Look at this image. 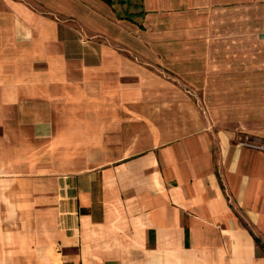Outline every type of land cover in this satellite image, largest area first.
<instances>
[{
	"label": "crops",
	"instance_id": "crops-1",
	"mask_svg": "<svg viewBox=\"0 0 264 264\" xmlns=\"http://www.w3.org/2000/svg\"><path fill=\"white\" fill-rule=\"evenodd\" d=\"M264 0H0V264H264Z\"/></svg>",
	"mask_w": 264,
	"mask_h": 264
},
{
	"label": "built area",
	"instance_id": "built-area-1",
	"mask_svg": "<svg viewBox=\"0 0 264 264\" xmlns=\"http://www.w3.org/2000/svg\"><path fill=\"white\" fill-rule=\"evenodd\" d=\"M244 145L251 147V148H255L261 151H264V142L261 143H251V142H245L243 143Z\"/></svg>",
	"mask_w": 264,
	"mask_h": 264
},
{
	"label": "trees",
	"instance_id": "trees-1",
	"mask_svg": "<svg viewBox=\"0 0 264 264\" xmlns=\"http://www.w3.org/2000/svg\"><path fill=\"white\" fill-rule=\"evenodd\" d=\"M106 1H109V0H106Z\"/></svg>",
	"mask_w": 264,
	"mask_h": 264
}]
</instances>
